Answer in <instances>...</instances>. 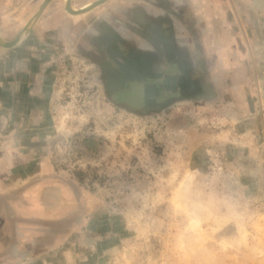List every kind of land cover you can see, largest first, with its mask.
Listing matches in <instances>:
<instances>
[{
	"label": "rangeland",
	"instance_id": "374dc122",
	"mask_svg": "<svg viewBox=\"0 0 264 264\" xmlns=\"http://www.w3.org/2000/svg\"><path fill=\"white\" fill-rule=\"evenodd\" d=\"M14 32L0 35V81L27 62L38 109L4 133L23 132L9 147L46 160L53 182L39 224L50 248L25 264H264V38L224 40L216 67L198 66L218 88L142 105L95 51L4 47Z\"/></svg>",
	"mask_w": 264,
	"mask_h": 264
},
{
	"label": "crops",
	"instance_id": "0c3cea01",
	"mask_svg": "<svg viewBox=\"0 0 264 264\" xmlns=\"http://www.w3.org/2000/svg\"><path fill=\"white\" fill-rule=\"evenodd\" d=\"M69 1L76 7L83 2L91 5L77 14L66 9L64 0H0V29L4 31L0 35L4 39L6 33L20 35L35 17L10 48L22 47L27 40H67L72 49L83 47L89 55L95 51L104 76L113 77L120 88H129V95H143L146 100L165 95L161 92L164 86L173 95H188L198 87L197 94L218 88L217 76L205 82V76L197 74L198 66L214 69V62L224 55V40L235 43L264 38V0ZM26 63L19 58L13 60L12 69L1 70L0 264L36 263L50 248L43 245L39 224L48 216L43 214V205L53 187L52 166L41 157L31 163L36 153L21 145L9 147L15 137L25 140L23 132L15 135L7 129L4 133L13 119L25 123L26 114L38 109L26 102L33 87L36 89L31 85L36 74L27 70Z\"/></svg>",
	"mask_w": 264,
	"mask_h": 264
},
{
	"label": "water",
	"instance_id": "95a60500",
	"mask_svg": "<svg viewBox=\"0 0 264 264\" xmlns=\"http://www.w3.org/2000/svg\"><path fill=\"white\" fill-rule=\"evenodd\" d=\"M48 1H50V0H45V3H47ZM98 2H99V1H98ZM66 9L69 10L70 12H72V13H80V12H83V11H84V10L75 11V10H73V9H72L71 7H69V6H66ZM33 19H34V18H33ZM29 27H30V26L25 27V28L23 29V31L20 33V35H19L14 41H11V42H5V41H2L3 46H4V47H7V48H10V47H13L14 45H16V44L19 42L20 37H22V36L28 31Z\"/></svg>",
	"mask_w": 264,
	"mask_h": 264
},
{
	"label": "bare ground",
	"instance_id": "6f19581e",
	"mask_svg": "<svg viewBox=\"0 0 264 264\" xmlns=\"http://www.w3.org/2000/svg\"><path fill=\"white\" fill-rule=\"evenodd\" d=\"M64 2H65V4H66V6H69V7H71L73 10H75V11H79V10H86L87 8H89V6L91 5V2H83V3H81L80 4V7H76V5L75 4H72V5H70V1L69 0H64ZM96 2V1H95ZM77 4V3H76ZM37 13V12H36ZM83 13V12H82ZM78 14V13H77ZM34 17V16H33ZM35 20V17H34V19H31L30 21H28L27 22V24L25 25V27H28V26H30L32 23H33V21ZM24 36V35H23ZM3 44V43H2Z\"/></svg>",
	"mask_w": 264,
	"mask_h": 264
},
{
	"label": "flooded vegetation",
	"instance_id": "af4514ba",
	"mask_svg": "<svg viewBox=\"0 0 264 264\" xmlns=\"http://www.w3.org/2000/svg\"><path fill=\"white\" fill-rule=\"evenodd\" d=\"M141 78H143V76H141ZM161 92L164 93L165 95L172 93V92H170V89L168 87H165V86L163 87V90ZM173 94L174 93H172V95ZM133 95L131 97H135ZM135 98H136V100L138 99L137 102H141L142 105L146 104L145 101H148L149 102L148 104H150V102L153 100L152 96L149 97L147 100H146V98L143 95L136 96ZM130 102H133V101H130Z\"/></svg>",
	"mask_w": 264,
	"mask_h": 264
}]
</instances>
